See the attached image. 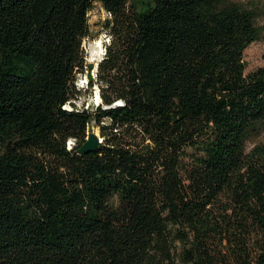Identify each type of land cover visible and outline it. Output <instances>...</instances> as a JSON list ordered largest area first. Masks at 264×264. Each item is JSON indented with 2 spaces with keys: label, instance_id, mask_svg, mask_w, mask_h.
I'll use <instances>...</instances> for the list:
<instances>
[{
  "label": "trees",
  "instance_id": "16d2710c",
  "mask_svg": "<svg viewBox=\"0 0 264 264\" xmlns=\"http://www.w3.org/2000/svg\"><path fill=\"white\" fill-rule=\"evenodd\" d=\"M95 2L101 102L77 109ZM152 3L0 0V264H264L256 8Z\"/></svg>",
  "mask_w": 264,
  "mask_h": 264
},
{
  "label": "rangeland",
  "instance_id": "374dc122",
  "mask_svg": "<svg viewBox=\"0 0 264 264\" xmlns=\"http://www.w3.org/2000/svg\"><path fill=\"white\" fill-rule=\"evenodd\" d=\"M137 6V11L140 12H148V10L152 7V0H130ZM243 6H254L257 11V19L256 22L263 28L264 31V0H237ZM151 2V5L149 3ZM107 19H110V16L105 12L100 3L95 2L93 4L92 9L88 13V23L90 29V35L88 38L83 40L82 47L85 53L86 58H91L92 53L97 50L98 54L96 57L103 56L104 46L108 44L109 37L106 31L103 29V24ZM264 35V34H263ZM96 42H100L101 47L96 49ZM264 55V36L262 41H257L250 44L243 53V61L245 64V74L250 73L256 68L262 66L264 64L263 61ZM82 77V76H81ZM79 77V80L80 78ZM77 82V90H79V97L72 101L74 103V108L82 109L89 107H95L99 102L96 101L95 98V87L87 88L82 87L81 81ZM84 83V82H83ZM72 104L67 105L66 108H70ZM69 106V107H68ZM88 131H92L94 133L99 134L98 128L89 127ZM264 140V135L260 137L255 142H261ZM73 144V141L70 140L68 142L67 148H70Z\"/></svg>",
  "mask_w": 264,
  "mask_h": 264
},
{
  "label": "water",
  "instance_id": "95a60500",
  "mask_svg": "<svg viewBox=\"0 0 264 264\" xmlns=\"http://www.w3.org/2000/svg\"><path fill=\"white\" fill-rule=\"evenodd\" d=\"M89 24V23H88ZM102 59V58H101ZM100 59V60H101ZM99 61H89V58H85V73L82 75L84 77L83 82L87 86L90 83H93L96 80V72L98 69ZM98 89V87H96ZM99 95V90H98ZM101 102L99 97V103ZM102 144V139L99 134L92 131H87V136L85 142L77 149V154L85 155L90 152L97 151L98 147Z\"/></svg>",
  "mask_w": 264,
  "mask_h": 264
},
{
  "label": "bare ground",
  "instance_id": "6f19581e",
  "mask_svg": "<svg viewBox=\"0 0 264 264\" xmlns=\"http://www.w3.org/2000/svg\"><path fill=\"white\" fill-rule=\"evenodd\" d=\"M99 47H101V45H100V42H96V49L97 48H99ZM98 54V51L97 50H95L93 53H92V57L89 59V61H99L100 60V57L98 56V57H96V55ZM99 55V54H98ZM83 79H84V77L82 76L81 78H80V80L79 81H81V83H82V87H85V84L83 83ZM95 98H96V101L97 102H99V95H98V89L95 87Z\"/></svg>",
  "mask_w": 264,
  "mask_h": 264
}]
</instances>
